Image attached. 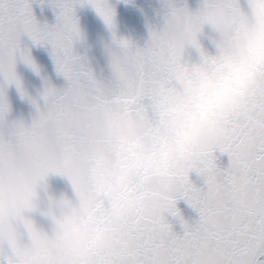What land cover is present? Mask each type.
Returning <instances> with one entry per match:
<instances>
[{
	"label": "snow or ice",
	"instance_id": "obj_1",
	"mask_svg": "<svg viewBox=\"0 0 264 264\" xmlns=\"http://www.w3.org/2000/svg\"><path fill=\"white\" fill-rule=\"evenodd\" d=\"M49 2L58 9L52 26L37 20L32 0H0V264H264L258 259L264 255V65L246 90L243 108L225 114V135L220 140L201 137L183 154L172 189L157 193L141 174L130 185L134 208L121 213L106 196L102 159L106 149L137 150L111 115L113 109L136 113L140 135L158 146L162 131L157 117L168 106L170 91L200 74L197 63L185 59L186 47H200L206 23L219 29L226 16L264 14V0H247V9L240 0H203L195 10L173 3L164 25L152 29L144 46L127 38L117 41L108 80L97 77L74 51L81 36L75 4L85 0ZM86 2L113 25L114 9L107 0ZM24 34L52 44L57 67L68 79L63 89L46 86L45 104L37 102L38 115L30 124L6 118V85L16 83L24 92L16 72L18 57L36 67L30 50L21 46ZM229 39L221 35L218 43ZM199 64L210 69L215 57L202 49ZM89 98L107 116L104 122L81 118ZM72 147L83 167L63 164ZM217 149L230 155L227 168L216 163ZM193 169L204 177L203 186L192 181ZM52 172L67 175L76 185L107 239L37 261L31 245L34 227L24 213L35 207L37 186ZM181 197L200 212L197 221H183V234L168 220L169 212L180 216L176 202Z\"/></svg>",
	"mask_w": 264,
	"mask_h": 264
},
{
	"label": "clouds",
	"instance_id": "obj_2",
	"mask_svg": "<svg viewBox=\"0 0 264 264\" xmlns=\"http://www.w3.org/2000/svg\"><path fill=\"white\" fill-rule=\"evenodd\" d=\"M217 30L220 36L230 39L218 43L214 66L209 69L198 62L200 74L170 91L168 106L157 117L162 131L158 146L140 135V117L136 113L113 109L111 115L137 145L135 154L106 149L102 156L106 196L121 213L135 206L136 196L130 185L137 176L143 174L157 193L172 189L174 168L192 143L201 137L220 140L225 135V114L245 105L246 90L258 75V67L264 65V14L226 16ZM93 116L100 122L107 119L89 98L84 101L81 118ZM62 162L67 167H83L75 147L64 153ZM72 185L74 195L67 191L53 194L41 209L51 223V231L35 226L30 218L34 227L31 245L37 261L54 259L63 251L102 245L107 239L102 223L89 214L80 191L73 182ZM34 204L37 207L35 201Z\"/></svg>",
	"mask_w": 264,
	"mask_h": 264
},
{
	"label": "water",
	"instance_id": "obj_3",
	"mask_svg": "<svg viewBox=\"0 0 264 264\" xmlns=\"http://www.w3.org/2000/svg\"><path fill=\"white\" fill-rule=\"evenodd\" d=\"M241 6L248 8L247 0H240ZM114 9V22L110 26L104 17L97 11L93 4L77 2L75 15L81 29V36L74 43V51L93 69L97 77L108 80L112 74L111 51L117 47L119 39L127 38L136 46H144L151 36L153 28L162 27L167 14L171 11L172 4L177 6L188 5L191 9L201 7L203 0H107ZM35 17L42 24L55 25L58 21V9L49 0H32ZM219 31L210 23L203 26L199 33L200 47L189 45L185 49V59L190 63H198L202 59V49L208 55L218 51ZM21 46L30 50V55L36 67L26 62L23 58L17 59L16 72L18 73L24 92L16 83L6 85V100L9 105L7 120L23 121L30 124L38 115L37 102L44 106V90L48 85L63 89L68 84V79L57 67V62L51 43H37L29 35L24 34ZM0 73V81H3ZM216 163L221 168H227L231 157L227 152L217 149ZM192 181L198 186L205 184L204 177L195 169L190 173ZM67 191L75 194L71 179L61 173L52 172L37 186L34 201L37 207L25 211V215L32 218L35 226L51 231V223L41 211L51 200L53 194L59 195ZM180 216L168 213V220L175 232L183 234L184 220L195 222L200 217L198 208L193 206L186 198L181 197L176 202ZM181 217L183 219H181ZM21 230L27 231L21 224ZM264 260V255L258 257Z\"/></svg>",
	"mask_w": 264,
	"mask_h": 264
}]
</instances>
